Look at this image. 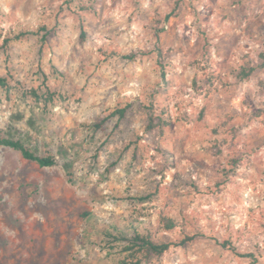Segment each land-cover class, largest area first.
<instances>
[{
	"label": "clouds",
	"instance_id": "9594fccd",
	"mask_svg": "<svg viewBox=\"0 0 264 264\" xmlns=\"http://www.w3.org/2000/svg\"><path fill=\"white\" fill-rule=\"evenodd\" d=\"M0 7V177L67 203L52 264H264V0Z\"/></svg>",
	"mask_w": 264,
	"mask_h": 264
},
{
	"label": "rangeland",
	"instance_id": "374dc122",
	"mask_svg": "<svg viewBox=\"0 0 264 264\" xmlns=\"http://www.w3.org/2000/svg\"><path fill=\"white\" fill-rule=\"evenodd\" d=\"M3 2L4 0H0V5ZM14 3L16 6H23L25 0H14ZM0 15H3L2 7ZM165 19L170 20L171 17ZM255 24L258 26V32L264 29V24L258 20ZM164 31L165 29L161 28L159 33ZM260 34L264 35V32ZM244 47L248 48L250 45L246 44ZM263 52L257 53L260 62V54ZM3 180L4 178L0 177V264H52L49 249L53 243L58 246L63 225L60 206L66 207L67 203L63 199L53 200L50 196L46 204L34 203L31 199L38 194V190L32 185H26L15 178L8 183ZM24 253L28 254V259H25Z\"/></svg>",
	"mask_w": 264,
	"mask_h": 264
},
{
	"label": "trees",
	"instance_id": "16d2710c",
	"mask_svg": "<svg viewBox=\"0 0 264 264\" xmlns=\"http://www.w3.org/2000/svg\"><path fill=\"white\" fill-rule=\"evenodd\" d=\"M261 64L264 65V52L260 54Z\"/></svg>",
	"mask_w": 264,
	"mask_h": 264
}]
</instances>
